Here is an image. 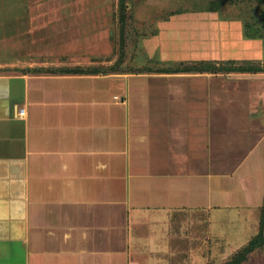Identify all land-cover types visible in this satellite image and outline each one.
I'll return each instance as SVG.
<instances>
[{
	"label": "crops",
	"instance_id": "1",
	"mask_svg": "<svg viewBox=\"0 0 264 264\" xmlns=\"http://www.w3.org/2000/svg\"><path fill=\"white\" fill-rule=\"evenodd\" d=\"M209 14L148 16L221 23ZM98 72L0 64V264H190L207 208L261 203L264 164L220 114V73Z\"/></svg>",
	"mask_w": 264,
	"mask_h": 264
},
{
	"label": "rangeland",
	"instance_id": "2",
	"mask_svg": "<svg viewBox=\"0 0 264 264\" xmlns=\"http://www.w3.org/2000/svg\"><path fill=\"white\" fill-rule=\"evenodd\" d=\"M125 1L122 52L118 0H41L27 12L22 11L21 5H0V64L43 69L80 66L128 78L137 75L132 71L136 68L169 67L201 60L218 64H228V59H236L238 64L252 60L264 64V41L245 36L250 29L246 26L264 24L263 0H228L214 16L209 14L211 19L217 16L216 22L221 23H156L157 19L148 16L164 19L172 11L193 13L208 0H145L157 7L140 11L136 6L143 0ZM12 17L13 23H9ZM202 39L205 44L196 45ZM219 76L215 82L222 84L220 114L239 116L238 133L244 138L243 143L249 147L252 142L255 160L264 164V72ZM246 116L253 117L250 126H246L245 118H240ZM245 127L249 131L247 142ZM243 149H236L237 156ZM222 152H226L224 148ZM259 183L254 184L258 191ZM263 202L264 191L260 204L207 208V246L200 259L190 264H225L243 250L258 234ZM230 212L240 216L236 224L235 215ZM240 264H264V244Z\"/></svg>",
	"mask_w": 264,
	"mask_h": 264
},
{
	"label": "trees",
	"instance_id": "3",
	"mask_svg": "<svg viewBox=\"0 0 264 264\" xmlns=\"http://www.w3.org/2000/svg\"><path fill=\"white\" fill-rule=\"evenodd\" d=\"M228 0H208L206 5L204 4L198 10L202 11H211V12H218L222 6ZM230 1V0H229ZM264 1V0H263ZM119 12V23H120V40H119V50L122 52L124 48V20H125V9H126V1L125 0H118L117 6ZM181 12V11H177ZM252 25L246 26V28H250L246 31L245 36L247 38H260L264 41V24H258L255 28ZM121 54V53H120ZM224 61V60H222ZM236 59H228L225 62L228 64H218L214 63L216 61L209 60V62H205V60L195 61L191 63H182L181 65L177 66H169V67H156V68H136L132 69L133 72L140 73V72H150V73H258L264 72V64L261 65L256 62H252V60H245L242 64H238ZM55 72V70H48ZM62 73H69V74H85V73H96L99 71L98 68H83L80 66H76L74 68L65 67L59 69ZM264 202L261 209L260 215V224H259V231L258 234L253 237L248 244L243 248V250L239 251L230 261L226 262L225 264H240L246 260V257L249 253L253 252L256 247H260L264 244Z\"/></svg>",
	"mask_w": 264,
	"mask_h": 264
},
{
	"label": "built area",
	"instance_id": "4",
	"mask_svg": "<svg viewBox=\"0 0 264 264\" xmlns=\"http://www.w3.org/2000/svg\"><path fill=\"white\" fill-rule=\"evenodd\" d=\"M20 113H22V112L20 111Z\"/></svg>",
	"mask_w": 264,
	"mask_h": 264
}]
</instances>
